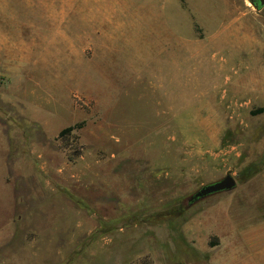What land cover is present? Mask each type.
I'll return each instance as SVG.
<instances>
[{"label": "rangeland", "instance_id": "rangeland-1", "mask_svg": "<svg viewBox=\"0 0 264 264\" xmlns=\"http://www.w3.org/2000/svg\"><path fill=\"white\" fill-rule=\"evenodd\" d=\"M225 5L0 0V264H264V6Z\"/></svg>", "mask_w": 264, "mask_h": 264}, {"label": "water", "instance_id": "water-1", "mask_svg": "<svg viewBox=\"0 0 264 264\" xmlns=\"http://www.w3.org/2000/svg\"><path fill=\"white\" fill-rule=\"evenodd\" d=\"M251 3L259 9V6H264V0H250ZM237 186V180L234 175L227 174L223 178L214 181L212 183L206 184L201 187L192 197L191 201L196 202L199 199L207 197L209 195L219 193V192H229L235 189Z\"/></svg>", "mask_w": 264, "mask_h": 264}, {"label": "crops", "instance_id": "crops-1", "mask_svg": "<svg viewBox=\"0 0 264 264\" xmlns=\"http://www.w3.org/2000/svg\"><path fill=\"white\" fill-rule=\"evenodd\" d=\"M224 3L226 4L225 5V8H227V13H226V15H227V17H231V19L233 18L234 20L236 19V16H235V14H236V9H234V8H231L230 6H229V0H224ZM194 10H196V11H198L197 9H194ZM199 16H201V18H202V20H203V24L204 23H207V19H209L210 17H208L207 16V14H206V12L205 13H201V12H199ZM205 20H206V22H205ZM198 24H199V21H196ZM228 22V21H227ZM197 23H195V25H198ZM224 24V23H223ZM223 26V25H222ZM223 32V31H222ZM222 32H219V33H222ZM195 33V32H194ZM205 46V45H204ZM203 48V47H202Z\"/></svg>", "mask_w": 264, "mask_h": 264}, {"label": "trees", "instance_id": "trees-1", "mask_svg": "<svg viewBox=\"0 0 264 264\" xmlns=\"http://www.w3.org/2000/svg\"><path fill=\"white\" fill-rule=\"evenodd\" d=\"M260 8H262V6H259V9H260ZM259 112H262V109H261V108L258 109V110L256 111V113H259ZM76 127H78V126L71 125V126L65 127V128H63V129L60 131L59 135H60L61 137H64V136H71V135L73 134L74 130L76 129ZM107 230H108V229H103L102 231H100V233L98 234V236H99L102 232H106Z\"/></svg>", "mask_w": 264, "mask_h": 264}]
</instances>
